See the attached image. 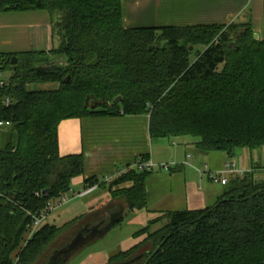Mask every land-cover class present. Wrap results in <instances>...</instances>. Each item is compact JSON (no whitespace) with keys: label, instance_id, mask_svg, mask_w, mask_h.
Returning a JSON list of instances; mask_svg holds the SVG:
<instances>
[{"label":"trees","instance_id":"1","mask_svg":"<svg viewBox=\"0 0 264 264\" xmlns=\"http://www.w3.org/2000/svg\"><path fill=\"white\" fill-rule=\"evenodd\" d=\"M37 10L51 17L53 49L0 55V118L11 122L0 133V264H36L74 223L45 224L23 247L30 213L84 176L83 156L60 154L64 121L149 115L152 140L187 139L229 159L264 149V36L255 40L250 27L129 29L123 0H0V12ZM198 46L205 50L192 61ZM58 56L66 65L52 63ZM149 174L132 168L86 188L124 198L130 216L148 210ZM255 174L232 175L212 207L155 217L134 235L145 240L107 264H264V179Z\"/></svg>","mask_w":264,"mask_h":264},{"label":"crops","instance_id":"2","mask_svg":"<svg viewBox=\"0 0 264 264\" xmlns=\"http://www.w3.org/2000/svg\"><path fill=\"white\" fill-rule=\"evenodd\" d=\"M123 16L129 29L235 25L250 27L259 35V40L264 36V0H123ZM53 47L48 12H0V55L48 53ZM52 63L63 66L67 59L58 56ZM58 134L63 157L81 155L85 159L84 176L76 182L77 192L86 189L90 179L108 183L134 168L143 157L152 161L156 168L146 180L149 203L146 211L154 217L214 206L226 191L232 175L226 176L228 184L223 186L219 180L210 179L209 173L222 171L228 162H234L239 171H255L258 179H264V149L240 150L235 158L229 159L222 153H202L187 139L170 138L174 142L169 145L154 142L149 115L71 119L62 122ZM164 164L175 166L170 170L161 169ZM95 185L98 188L91 194L102 189L99 184ZM90 207L96 209L98 201ZM113 216H117V222L127 218L128 211L121 206ZM101 222H89L83 228L107 221Z\"/></svg>","mask_w":264,"mask_h":264},{"label":"rangeland","instance_id":"3","mask_svg":"<svg viewBox=\"0 0 264 264\" xmlns=\"http://www.w3.org/2000/svg\"><path fill=\"white\" fill-rule=\"evenodd\" d=\"M204 50V47L198 46L195 53L192 54L191 60L195 61L197 53H202ZM3 79L5 80V78ZM153 141H163L167 145L174 142L170 139ZM78 180L79 179H76L72 183L70 196H72L73 191L77 192L75 189H77L76 182H78ZM130 185L131 184H126L121 187L114 186L112 190H120L122 187ZM102 189L89 196L74 199L63 207H57L49 214L45 223L50 226L63 227L73 221L74 223L69 226L65 232L62 233L59 238L44 252L36 264H47L53 253L56 250L70 244V242L77 235L78 231L81 230L85 224L96 221H107L108 223L111 219V214L118 211L119 207L122 206L128 210V206L124 198L114 197L108 189ZM83 190L81 189L79 191L82 192ZM106 190L108 191V194L105 192ZM95 201H98V207L91 210L90 204ZM85 214L89 215L84 216ZM154 218L155 217L153 215L148 214L145 210L137 211L131 214L112 228L107 235L83 247L77 254L70 257L66 264H107L112 256L128 251L145 240L147 237L146 235H143L138 239H135L134 235L144 229ZM165 223L166 221L162 224L156 225L152 228V231L155 232L162 229L165 226ZM150 246L151 244H147L143 246L141 250L145 251L150 248ZM17 254L18 252L13 255V260L15 262L18 260Z\"/></svg>","mask_w":264,"mask_h":264},{"label":"built area","instance_id":"4","mask_svg":"<svg viewBox=\"0 0 264 264\" xmlns=\"http://www.w3.org/2000/svg\"><path fill=\"white\" fill-rule=\"evenodd\" d=\"M4 76L2 74H0V88H2L5 85V80L3 79ZM2 101L0 100V106H1ZM11 103L10 99L6 100L5 105L8 106ZM11 126V122L9 121H5L2 120L0 118V133H2L4 130L10 128ZM174 164H167V165H161L160 168L161 169H167L170 170L172 168H174ZM156 168V165L152 163V161L148 160V161H139L135 164L134 169L140 171V172H152L154 169ZM246 172L244 171H239L236 168V165L234 162H228L225 165V168L220 171L217 172L216 174L213 173H209V178L212 180H219L220 183L225 186L228 184V178H226L227 175H240L243 176ZM98 188L97 185H94L92 187H88L86 189H84L82 192H73L72 196L66 195L63 196L57 200H53L50 201L46 208L39 212V213H35L32 214L30 213V216L32 218V224H31V229L30 232L28 233V235L26 236V241L23 245V247L25 248L27 243L31 240V238L46 224V220L49 216V214L51 212H53L57 207H63L64 205L68 204L69 202H71L74 199L77 198H83L86 197L87 195L93 193L96 189ZM0 196L1 193H0Z\"/></svg>","mask_w":264,"mask_h":264},{"label":"water","instance_id":"5","mask_svg":"<svg viewBox=\"0 0 264 264\" xmlns=\"http://www.w3.org/2000/svg\"><path fill=\"white\" fill-rule=\"evenodd\" d=\"M255 40H259L258 34H255ZM191 51H193V48H191ZM17 62H18L17 59L14 58L12 61V65H16ZM69 80H70V78L68 77L66 79V82H68ZM90 100H93V97H89L87 99V101H86L87 104H89ZM121 102H122V98L118 97L116 99V103H121ZM47 193H48V191H45V194H47ZM116 220H117V216H113V217H111L110 221L106 225L100 224V225H97L96 227H93V228H90V227L84 228L74 238L73 242L69 245V247H67V249L65 250L64 254L66 255V260H64V262L62 264H66L70 257L77 254L87 244H90L91 242H94L97 239H100V238L104 237L105 235H107L110 232V230L115 227ZM139 259H141V257ZM137 260H135V261H137ZM135 261H133V262H135ZM133 262H131V263H133Z\"/></svg>","mask_w":264,"mask_h":264},{"label":"flooded vegetation","instance_id":"6","mask_svg":"<svg viewBox=\"0 0 264 264\" xmlns=\"http://www.w3.org/2000/svg\"><path fill=\"white\" fill-rule=\"evenodd\" d=\"M110 221V220H109ZM101 223H105L104 221L103 222H101ZM106 224H108L107 222L104 224V225H106ZM103 225V226H104ZM102 226V227H103ZM84 229V228H83ZM82 229V230H83ZM81 230V231H82ZM80 231V232H81ZM80 232H78L77 233V235L80 233ZM76 235V236H77ZM75 236V237H76ZM74 237V238H75ZM74 240V239H73ZM73 240L70 242V244L73 242ZM70 244H68V245H66L65 247H63V248H61V249H59V250H56L55 252H54V254L50 257V259H49V263H47V264H62L63 262H64V260H66V255L64 254V252H65V250L67 249V247H69V245Z\"/></svg>","mask_w":264,"mask_h":264}]
</instances>
